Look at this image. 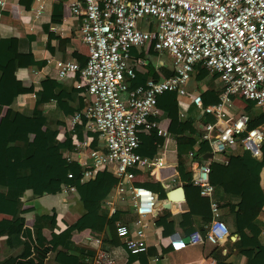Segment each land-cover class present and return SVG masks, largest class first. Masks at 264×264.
Returning <instances> with one entry per match:
<instances>
[{"label": "built area", "instance_id": "obj_1", "mask_svg": "<svg viewBox=\"0 0 264 264\" xmlns=\"http://www.w3.org/2000/svg\"><path fill=\"white\" fill-rule=\"evenodd\" d=\"M6 3L0 0L1 6ZM68 8L81 18L80 41L87 48L88 59L84 66L75 59L55 61L60 78L80 76L78 87L85 105L72 115L70 123L84 124V138L66 157L92 159L90 164L84 162L82 181L96 176L104 167L112 168L117 178L115 187L123 198L124 184L135 178L133 168L148 169L155 175L168 166L163 154L149 158L138 152L140 134L143 129L168 134L156 121L158 96L166 91L186 94L197 64L218 74L224 85L214 105L206 104L201 93L192 96L202 111H211L215 117L214 122L204 126L203 137L211 151L223 154L240 141L261 154L264 125L249 128L248 113L231 115L227 106L233 96H240L255 102L264 112V0H75ZM37 12L41 14L42 5ZM149 44L169 52L175 73L151 78L145 86L130 89L126 76L136 75L131 49ZM91 132L98 134L103 148L92 146ZM187 156L193 161L192 182L203 196L212 197V161L193 151ZM75 189L73 185L65 186L62 193L66 196ZM128 190L138 215L137 228L133 231L118 222L116 231L130 253L140 254L148 249V218L157 212L159 195L144 186L131 185ZM211 207L213 220L206 232H192L189 242L220 244L228 239L230 230L220 217L219 202L212 200ZM89 240L95 253L85 262L113 264L111 254L102 247V238ZM187 242L170 237L169 243L184 247Z\"/></svg>", "mask_w": 264, "mask_h": 264}, {"label": "crops", "instance_id": "obj_2", "mask_svg": "<svg viewBox=\"0 0 264 264\" xmlns=\"http://www.w3.org/2000/svg\"><path fill=\"white\" fill-rule=\"evenodd\" d=\"M72 1L75 0H7L5 6L0 5V47H3L1 44L3 39H10L6 51L4 48V51L0 52V83L1 89L4 90L3 99L8 96L9 85H14L17 88V95L12 107L7 105L0 107V122L7 115L9 108L19 112L33 111L37 107L36 93L44 88H49L51 79L62 83L67 88V97H77L79 101L82 100L83 106L80 109H75L74 112L67 113V115L61 112L58 120L63 122L58 125H56V114L59 109L56 99L45 101L38 107L47 114L50 123L59 129V140L64 141L66 136L71 135L72 147L64 152L66 159V155L74 150L76 142L84 138V124L72 126L70 122L72 115L84 108L85 101L82 89L78 87L79 74L60 78L55 60L75 59L82 65L88 59L87 48L80 41L82 36L81 18L74 16L68 8ZM40 5H42V12L38 14L37 9ZM5 53H11L12 58L4 61ZM131 53L133 56L131 64L135 68L136 75L135 77L126 76L130 89L145 86L148 80L156 76L158 78L169 77L175 73L173 58L166 50L158 51L149 44L140 48L133 47ZM203 70H206L205 75H203L205 72ZM223 86V82L216 73L197 64L186 86V94L181 95L176 91H169L175 94L176 104L173 110L177 118L179 120L193 119V130L188 129L184 133L171 129V115H168L164 108L157 104L159 114L156 116V121L168 134H157L153 130L143 129L140 134L141 143L138 152L149 158L163 154L168 166L158 170V174L155 175H152L148 169L133 168L135 178L132 182L124 184L123 198L115 187L116 180L111 191L101 203L103 210L107 213V220L103 224L81 226L74 232L72 240L88 252L82 254L77 251H69L67 264H94L93 260L86 263L85 258L89 255L94 256L95 250L89 238L96 236L102 238V247L111 254L113 264H247L249 259L254 257H263L262 260H264V248L260 249L253 245L252 235L246 227L250 219L244 218L247 211L245 203L231 208L223 206V202L214 199L213 196L204 197H207L205 200L209 201L210 205H208L211 211L212 200L219 202L220 217L230 230L228 239L220 244L209 241L191 243L188 240L184 247H173L169 243L170 237L173 240H180L195 231L205 233L213 220V216L209 220L203 218L202 212L206 211V207L202 206L203 198L200 197L202 194H197V188L190 185L189 181L193 176V161L187 156L190 151L195 152L203 159H210L212 162L216 161L223 165H227L231 161V156L242 154L245 151H249L250 156L262 160L264 142L261 145L260 155L255 154L240 141L225 153L214 154L209 142L203 137L205 124L214 122L215 117L211 111H202L195 104L192 96L197 92L201 93L206 104L214 105L220 100ZM71 103L73 108L79 106L76 100H71ZM227 111L231 115L241 111L247 112L249 115L248 124L250 120L256 123V120L259 119L257 116L262 113L258 105L240 96H233V101L227 106ZM263 124L260 123L257 126ZM90 135L92 136V146L103 148L98 134L91 132ZM202 142H207L209 149L201 153ZM210 152L213 153L211 157L208 156ZM68 161L77 162L83 170L86 166L85 163L90 164L92 159L75 156L73 160ZM100 171H107L116 178L112 168L104 167ZM95 177L93 176L91 179ZM259 184L257 198L264 200V165L260 170ZM131 185L151 188L159 195L157 212L153 217L148 218L149 224L146 228L148 249L140 254L130 253L116 231L118 222L127 224L133 231L137 228L135 221L138 215L133 205L131 191L128 190ZM179 186H183L185 189V200L179 202L178 211H173L166 206L169 203L167 193ZM24 207H34V212L39 213H49L53 208H56L57 221L63 217V230L74 223L85 211L75 191L66 196L62 193L56 199L41 196L28 201ZM193 208L198 211H194L192 219L185 220L184 213L192 212ZM248 209L250 210V207ZM33 214L29 215L26 222L28 226L33 224ZM10 217L9 214L0 213V219ZM255 221L261 228L259 241L264 247V203ZM45 235L50 238V230H46ZM6 240L7 235L0 237V259L12 261L22 253L24 243L12 247L7 244ZM44 264H59L55 251H50Z\"/></svg>", "mask_w": 264, "mask_h": 264}, {"label": "trees", "instance_id": "obj_3", "mask_svg": "<svg viewBox=\"0 0 264 264\" xmlns=\"http://www.w3.org/2000/svg\"><path fill=\"white\" fill-rule=\"evenodd\" d=\"M9 42V38L1 41L3 47H0V52H3L4 48L6 51ZM5 56L4 61H8L13 55L5 53ZM203 71L205 75L206 70ZM50 81L49 88L36 93L37 107L33 111L19 112L9 108L7 115L0 122V213L11 215L10 218L0 219V237L7 235V244L12 247L24 243V249L20 255L12 261L0 259V264H44L50 251L56 252V260L59 264H67L69 251L82 254L88 252L72 240L74 232L81 226L103 224L107 220V213L103 210L101 203L117 179L107 171H100L95 178L82 181L80 165L65 158L64 152L72 147L71 135L66 136L64 141L59 140V129L50 123L49 117L38 105L52 98L56 99L59 109L56 114V125H58L63 122L58 120L63 112L66 115L74 112L75 109H80L83 103L77 97L68 98L67 88L62 83L54 79ZM7 89L8 96L3 99L4 90L1 89L0 83V107L2 105L12 107L17 95L16 86L9 85ZM160 95L157 104L171 115V129L182 133L188 129L193 130L192 118L179 120L174 113L176 104L174 92L166 91ZM70 99L78 101L79 106L73 108ZM260 115L262 118L259 117L256 123L250 120L249 128L257 127L264 122V113ZM208 149V143L202 142L200 152ZM263 165L264 146L262 160L250 156V152L245 151L231 156V161L227 165L213 161L210 171V180L215 186L214 199L223 202V206L231 208L240 203H245L247 206L244 218L250 221L246 227L252 235L253 245L260 249L264 248L259 241L261 228L255 220L264 203L263 198H257V191L260 189V170ZM69 173L73 176L69 177ZM189 182L197 188V194H200V188L195 186L192 180ZM69 185L76 187L75 194L85 211L64 230L62 229L63 217L57 221L56 208L49 213H39L34 212V207H24L28 201L41 196L56 199L62 195L63 188ZM200 197L203 198L202 206L206 207V211L202 212L203 218L209 220L213 216L209 208L210 203L205 200L207 197L202 195ZM194 211L198 210L193 208L192 212L184 213V219H192ZM32 213H34L33 224L28 226L26 222ZM46 230H50V238L45 235ZM262 258H251L247 264H259V262L264 264Z\"/></svg>", "mask_w": 264, "mask_h": 264}, {"label": "water", "instance_id": "obj_4", "mask_svg": "<svg viewBox=\"0 0 264 264\" xmlns=\"http://www.w3.org/2000/svg\"><path fill=\"white\" fill-rule=\"evenodd\" d=\"M208 156H213V153H208ZM169 203L166 205L170 207L173 211L179 210V202L185 200V189L183 186H179L178 188L167 193ZM186 241L189 240V236L184 238Z\"/></svg>", "mask_w": 264, "mask_h": 264}, {"label": "rangeland", "instance_id": "obj_5", "mask_svg": "<svg viewBox=\"0 0 264 264\" xmlns=\"http://www.w3.org/2000/svg\"><path fill=\"white\" fill-rule=\"evenodd\" d=\"M260 116H262V115L257 116V118H259ZM263 117H264V116H263ZM260 118H262V117H260ZM260 118H259V119H260ZM256 121H258V119H257ZM263 123H264V122H262V124H263ZM263 125H264V124H263Z\"/></svg>", "mask_w": 264, "mask_h": 264}]
</instances>
